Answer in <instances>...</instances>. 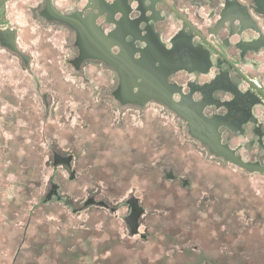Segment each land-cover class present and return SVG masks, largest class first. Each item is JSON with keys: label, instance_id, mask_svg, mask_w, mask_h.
<instances>
[{"label": "rangeland", "instance_id": "374dc122", "mask_svg": "<svg viewBox=\"0 0 264 264\" xmlns=\"http://www.w3.org/2000/svg\"><path fill=\"white\" fill-rule=\"evenodd\" d=\"M40 54L0 47V264H264V176L211 163L160 110L115 109L101 67Z\"/></svg>", "mask_w": 264, "mask_h": 264}, {"label": "flooded vegetation", "instance_id": "af4514ba", "mask_svg": "<svg viewBox=\"0 0 264 264\" xmlns=\"http://www.w3.org/2000/svg\"><path fill=\"white\" fill-rule=\"evenodd\" d=\"M0 47L26 68L73 52L69 69L112 73L115 109L160 110L211 163L264 176V27L244 0H0Z\"/></svg>", "mask_w": 264, "mask_h": 264}, {"label": "water", "instance_id": "95a60500", "mask_svg": "<svg viewBox=\"0 0 264 264\" xmlns=\"http://www.w3.org/2000/svg\"><path fill=\"white\" fill-rule=\"evenodd\" d=\"M255 168V167H254ZM256 170H260L261 168L256 167ZM101 204H105L104 202H101ZM131 204L133 206V210L131 215L127 218L128 223L131 225L132 233H138L139 232V217L143 214L144 208L139 205L138 200L136 198H133L131 200Z\"/></svg>", "mask_w": 264, "mask_h": 264}]
</instances>
